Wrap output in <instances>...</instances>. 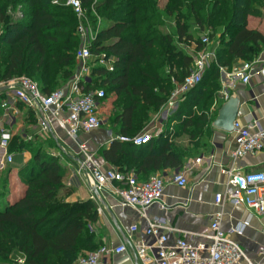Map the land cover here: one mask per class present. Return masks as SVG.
I'll list each match as a JSON object with an SVG mask.
<instances>
[{
  "label": "trees",
  "instance_id": "trees-1",
  "mask_svg": "<svg viewBox=\"0 0 264 264\" xmlns=\"http://www.w3.org/2000/svg\"><path fill=\"white\" fill-rule=\"evenodd\" d=\"M82 1L89 8L85 7V25L94 20V10L101 16L100 25L108 22L100 26L89 47L96 55L113 56L115 70L95 67L93 84L105 90L103 101L110 100L112 106L110 120L126 136H135V128L147 121L151 110L167 102L175 82L192 71L193 55L178 42H194L200 50L202 38L208 36L218 58V65L208 67L202 82L184 95L175 112L190 136L196 134L193 126L205 130L217 116L218 109L207 110L213 100L208 90L220 91V67L231 70L264 50V33L247 27L249 13L258 10L251 0H167L164 14L174 17V34L160 30L164 22L159 0H101L100 5L95 0ZM65 2L0 0V83L27 76L50 93L71 78L82 38L80 21ZM9 8L17 11L12 14ZM198 106L199 114L189 111ZM139 116L142 119L138 120ZM206 130L211 133L210 128ZM149 143L141 145L144 152L139 156L150 151L144 148ZM163 146L162 153L156 149L141 157V169L181 168L192 153L175 144ZM26 148V142L16 136L9 150L20 155ZM103 153L107 160L119 164L130 151L114 141ZM24 166L19 172L26 190L14 203L8 201V175L0 178V264H12L9 257L19 254L26 257L27 264H75L84 250L99 249V241L90 230L99 218L94 202L59 201L60 196L72 194L65 188L61 161L38 151Z\"/></svg>",
  "mask_w": 264,
  "mask_h": 264
},
{
  "label": "built area",
  "instance_id": "built-area-1",
  "mask_svg": "<svg viewBox=\"0 0 264 264\" xmlns=\"http://www.w3.org/2000/svg\"><path fill=\"white\" fill-rule=\"evenodd\" d=\"M65 4L72 7L80 21L78 32L82 45L76 52V70L63 86L50 93L43 92L39 84L27 76L16 77L2 85L8 87L11 96L0 101L4 112V119L0 120V149L4 151L0 158V167L15 163V154L9 151L15 137L12 131L15 120L13 115L18 110V104H23L34 113L39 132L44 137L52 135L58 138V129L77 146L80 158L76 173L90 188L93 199L94 191L111 189L120 197L121 205L132 207L145 219L147 227L143 237L134 245L135 254L141 264H259L253 262L243 247L232 238V234L244 233L250 225V219L240 221L226 231L222 228L223 213L220 211L212 217L209 231L184 232L183 236L170 242L168 232L178 230L171 227L165 218L152 217L148 213L152 205L163 200L166 188L164 178L153 176L146 181H139L135 175L124 174L115 169L103 170L95 163L88 144L81 141L80 135L90 134L103 124L100 111L106 93L102 87L94 86L93 69L101 67L113 72L115 58L106 53L96 55L89 47L91 43H85L88 40L89 24L83 23L86 19L83 1L66 0ZM98 33L99 28L96 36ZM94 39L92 36V40ZM210 44L209 37L204 36L202 49L197 50L194 42L186 45L194 58L192 71L182 81L175 82V88L163 105L169 114H175L184 95L202 82L208 67L213 63L218 65L216 48L210 47ZM263 54L251 61H240L231 70L221 66V75L225 76L221 83L231 85L238 79L243 84H248L255 72L264 76ZM90 83L91 87L88 88ZM233 134L230 163L221 166V172L227 176V183L223 192L216 193L215 202L221 207L226 203L235 207L243 206L264 218V171H247L239 166L244 158L264 151V125L258 119H251L247 123L237 119ZM26 138L31 139L32 136ZM112 140L144 145L152 140V135L148 132L135 136L116 135ZM60 155L61 152H52L53 157L59 158ZM201 161L202 157L195 160L196 163ZM114 181L123 186L114 187ZM173 181L180 187H186V172L175 174ZM131 230L136 232L138 227L133 225ZM193 235L199 236V241H194ZM125 252L127 246L124 243L114 247L103 246L80 255L75 264H108L105 262L106 256ZM18 263L27 264L26 257L21 255Z\"/></svg>",
  "mask_w": 264,
  "mask_h": 264
},
{
  "label": "crops",
  "instance_id": "crops-1",
  "mask_svg": "<svg viewBox=\"0 0 264 264\" xmlns=\"http://www.w3.org/2000/svg\"><path fill=\"white\" fill-rule=\"evenodd\" d=\"M262 57H264V54ZM224 77L222 75L221 79L223 80ZM222 83L220 88V93L223 95L222 101L220 100L215 103L216 109H219L226 101L227 93L230 95L238 94L241 97L242 106L237 119L244 123H247L251 119H258L264 125V76L259 72H255L248 84H243L238 79L234 80L231 85L227 83H223L225 84L223 85ZM10 96L11 91H3L0 101L2 98H10ZM111 107V102H102L100 111V117L103 121L102 126L90 134H81L80 139L88 144L95 163L103 170L115 169L124 174L135 175L139 181H146L153 176L164 178L166 188L163 200L161 203L152 205L148 213L152 217L165 218L171 227L178 230L168 232L169 241L173 242L177 237L183 236L184 232L203 233L209 231L212 217L217 212L222 211V228L226 231H229L238 222L250 219V225L244 233L242 235L232 234V238L243 247L253 262L263 264L264 218L257 216L243 206L235 207L226 203L221 207L215 202L216 193L223 192L227 183V176L221 172V166H226L230 163V153L234 144L233 132H226L215 128L211 123L210 127H206V129H211V133H204L207 140L203 141L204 137H202L201 132L197 133L195 129L196 134L190 136L192 134L186 132V128L180 125L182 134H179L177 144L175 145L192 150L191 155L184 161L183 166L181 168L169 166L157 169L154 167L141 169V157L156 149L162 153L163 148H166V146H163V143L174 144L171 139H168V135L171 132H169L168 128L170 127L172 130L174 125L180 122L181 118L175 117V114H169L166 112V108L162 106L159 111L158 121H155L156 116L151 114L153 116L151 120L147 119V121L136 127V135L145 132L152 135L151 143L147 145L148 147L144 146V148H147L146 152L151 148L150 151L139 156L144 152L141 145L133 146L125 142L112 140L114 136L124 134L116 130L113 122L110 120L108 110ZM104 109H107L108 115L106 119H103ZM196 114H199L198 111ZM13 116L15 119L12 125L13 134L15 137L19 136L20 139L22 138L28 148L23 149L20 153L24 154L23 162L27 163L31 161L35 152L38 151L49 155H52V152H61L58 159L65 167L67 175L64 182L65 187L67 185L72 186L70 188L72 194L66 196V202L93 201L97 211H100L98 212L99 218L97 222H100L102 225L100 227L104 230L103 232H99L97 236L100 247H114L122 243L127 246V252L106 256L105 262L108 264H141L135 254L134 245L143 237L144 230L147 227L145 219L132 207L121 205L120 197L115 195L111 189L100 192L94 191L95 199L92 198L90 188L84 183L82 177L76 173L80 158L78 148L66 137L65 133L57 129L58 138L52 135L44 137L39 132L34 113L20 103L18 104L17 112ZM3 119L4 112L0 106V120ZM30 135L32 138L27 139L26 137ZM186 135L188 136L187 140H185ZM114 141L120 146H125L130 151L129 154L124 155L122 162L119 164L107 160L103 153L112 147ZM134 150L137 154L133 153ZM10 152L15 154L16 162L19 151ZM3 153L4 151L0 149V158L3 156ZM198 157H202L200 163L195 162ZM24 163L22 166L26 165ZM239 166L247 171H264V151L255 156L244 158L239 162ZM179 172H186L188 178V185L186 187H180L173 181L175 174ZM113 186L121 187L123 185L120 182L114 181ZM25 190L26 186L23 183L14 184L13 188H11L8 201L14 203L24 194ZM133 225L138 227L136 232L131 230ZM199 239V236L193 235L194 241H199Z\"/></svg>",
  "mask_w": 264,
  "mask_h": 264
},
{
  "label": "rangeland",
  "instance_id": "rangeland-1",
  "mask_svg": "<svg viewBox=\"0 0 264 264\" xmlns=\"http://www.w3.org/2000/svg\"><path fill=\"white\" fill-rule=\"evenodd\" d=\"M97 5L99 4L100 5V1L101 0H95ZM166 2L167 0H159L158 1V8H159V11L161 12V16L163 18V25L161 26L160 30L162 31V33H169V34H174L175 33V25H174V17H170V16H166L164 14V8H165V5H166ZM251 3H252V7L254 8H257V12L256 11H251L247 17V27L250 28V29H256L258 31H261L262 33H264V0H251ZM87 9L88 6H85ZM253 8V9H254ZM98 9V7H97ZM8 11L10 13H14L15 11H17V9L15 11L12 10V8H9ZM89 11V10H88ZM18 15V13L16 14ZM86 15V13H85ZM93 15L95 16L94 20L89 23V32H88V40H86V44H90L92 42V36L94 37H97L96 36V32L98 30V28H100V26H107L108 22H103V24L101 23L100 25V19H101V16L99 15V12L98 10H94L93 12ZM196 38H198L197 35H195ZM181 44L184 45L183 47L185 48L186 45H188L187 43L185 42H178L177 45L179 47H181ZM186 50L189 51V49L186 47L185 48ZM190 52V51H189ZM264 52V50L262 51ZM222 77V75H221ZM4 83H7V82H2L0 83V86L4 85ZM208 93H213V100L212 102L210 103L211 107H209V109L207 110H215L217 107H215V103L218 102V101H222V94L220 93V91H214L212 89H209L208 90ZM109 103H110V100H109ZM204 102H201L200 105H202ZM108 105V104H107ZM110 106V105H109ZM108 107V106H107ZM199 108L195 107L193 109H190L189 108V111L191 113H194L196 114L198 109L201 110V107L198 106ZM213 107H215V109H213ZM203 109V108H202ZM159 111L160 109L158 110H151L150 112V116L148 118V120H151L153 118V116H151V114H153L155 117V121H158L159 120ZM107 109L103 110V119H106L107 117ZM142 118H140V116L138 117V120H140ZM169 135H168V139H171V141L174 143V144H177V138H179V134L181 135V126L179 123H176L173 127V129L171 130V128L169 127ZM192 129H196L197 130V133H200L202 134V137H204L203 141H206V135L204 133H208L207 130H204L202 131L201 129H198V128H195V126L192 127ZM188 139V136L186 135V138L185 140ZM193 143V141H192ZM189 145V143H188ZM28 149V148H26ZM23 157H24V154H20L19 156H17L16 158V162L10 166V165H7V166H4V167H0V178H5L7 177L8 175V179H7V188L10 187L13 188V185L14 184H18V183H22V180L20 178V172H19V169H21L22 165H23ZM30 161H28L27 163H24V164H28ZM11 167V168H10ZM25 167V166H24ZM25 175V173H24ZM66 173H65V177H64V182L66 181ZM72 186L70 185H67L65 188L66 189H70ZM75 188V187H74ZM59 201H66V197L64 196H60V199ZM102 226L100 224V222H96V223H92L91 227H90V230L92 233H95V237L98 236V233L99 232H103L104 230L100 227ZM100 228V229H99ZM91 251L90 250H84L83 253L81 255H85L87 253H90ZM21 257V254L19 255H11L9 257V261L12 263V264H19L18 263V259Z\"/></svg>",
  "mask_w": 264,
  "mask_h": 264
},
{
  "label": "water",
  "instance_id": "water-1",
  "mask_svg": "<svg viewBox=\"0 0 264 264\" xmlns=\"http://www.w3.org/2000/svg\"><path fill=\"white\" fill-rule=\"evenodd\" d=\"M7 89V86H0V93ZM241 106V97L238 94H228L226 101L218 109L217 116L212 125L220 130L233 132L234 122L238 118Z\"/></svg>",
  "mask_w": 264,
  "mask_h": 264
}]
</instances>
